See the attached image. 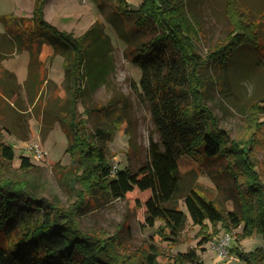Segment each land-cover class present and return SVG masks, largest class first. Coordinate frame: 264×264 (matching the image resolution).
<instances>
[{
    "label": "trees",
    "instance_id": "obj_1",
    "mask_svg": "<svg viewBox=\"0 0 264 264\" xmlns=\"http://www.w3.org/2000/svg\"><path fill=\"white\" fill-rule=\"evenodd\" d=\"M46 1L35 0L30 25L13 17L21 25L11 30V35L0 33V56L4 58L5 51L16 44L30 51L31 60L36 57L39 61L42 47L48 43L54 54L64 57L71 95L64 102L69 105L59 109L65 112L59 119L68 135L67 151L74 172L69 184L74 200L64 206L34 195L25 180L6 175L16 152L0 132V234L6 238V242H0V264H204L201 251L222 230L238 243L254 233L264 238V183L254 144L230 139L205 95V69L226 68L242 45L260 48L258 28L239 0H227L233 29L226 41L211 48L206 57L199 53L201 29L188 0H142L136 9L128 5L123 8L126 15L136 16V30L148 33L139 45L129 44L134 47L128 54L141 69L140 87L161 140L151 142L148 158L138 169L117 167L115 173L107 146L98 140L105 131L95 134L88 128L94 109L85 107L86 117L78 111V103L86 95L85 79L92 89L105 79L112 47L110 37L100 21L80 35L59 29L45 17ZM10 17L4 18L6 25ZM39 63L30 62L28 70L27 91L32 99L42 94L43 78L35 70ZM250 111V124L263 126L264 121L259 122L257 115L264 114V98ZM202 157L226 160L225 168L237 181L238 211H225L218 202L200 193L195 183L186 180L185 175L196 171ZM33 166L30 156H21L20 168ZM136 188L151 191L145 201L146 225L156 227L161 237L178 244L190 217L202 233L198 246L175 254H164L155 244L129 251L116 234L81 227L79 215L90 197L107 194L125 198ZM181 202L186 210L180 207ZM37 210L42 212L37 222L12 220L17 212L33 216ZM239 227L241 231L236 232ZM230 251L246 264H264V245L248 252L233 245Z\"/></svg>",
    "mask_w": 264,
    "mask_h": 264
},
{
    "label": "rangeland",
    "instance_id": "obj_2",
    "mask_svg": "<svg viewBox=\"0 0 264 264\" xmlns=\"http://www.w3.org/2000/svg\"><path fill=\"white\" fill-rule=\"evenodd\" d=\"M141 2L47 0L44 8L46 19L61 30L80 35L100 21L101 28L110 37L112 47L105 79L93 89L89 86V80L85 79L86 95L78 103V111L86 117L88 113L85 107L94 109L88 128L95 134L105 131L98 140L107 146L113 164L120 169L127 166L138 169L148 158L151 142L161 140L150 104L140 87L141 69L128 54L133 45L146 40L148 33L137 31L136 16L126 15L123 8L128 5L136 9ZM239 2L258 28L260 48L242 45L228 61L226 68L212 66L205 69V95L230 139L253 142L255 160L264 183V125L257 128L249 121L252 106L264 98V0ZM34 3L35 0H0V33L11 35L10 31H15L21 25L16 23L14 16L23 19L25 26L30 25ZM188 5L201 29L202 35L197 43L199 53L206 57L211 48L226 41L233 29L227 0H188ZM8 16L11 17L6 25L4 18ZM4 54V58L0 56V132L7 143L14 145L16 152L14 162L7 165L5 174L25 180L29 192L34 195L68 206L74 200L69 184L74 172L71 155L67 151L69 141L66 127L59 119L65 114L59 109L69 105L64 102L71 95L64 57L54 54L51 44L43 45L38 59L41 63L35 67L43 78L40 88L42 94L32 99L27 91L28 70L30 62L39 61L36 57L31 60L30 51L27 48L19 49L16 44ZM112 105L113 110L110 111ZM257 117L259 122L264 121L263 113ZM38 142L46 151L42 160L36 159L33 152L28 150V147ZM23 155L30 156L35 166L20 168ZM225 166L226 160L222 157H202L196 171L186 174L185 178L195 183L200 193L218 202L225 211H238L240 198L237 181ZM150 194V190L136 188L125 198H113L107 194L90 197L79 215L80 225L92 232L116 234L129 251H137L150 244L157 245L164 254L197 247L202 233L200 226L193 224L190 217L178 244L161 237L156 233V227L146 225L145 201ZM180 207L186 210L183 202ZM41 214V210H37L33 216L20 211L12 220L19 222L25 218L37 222ZM241 229L239 227L235 231L240 232ZM225 233L229 232L222 230L218 237ZM3 241L6 242V238L1 233L0 242ZM233 245L248 252L263 246L264 238L254 233L238 243L233 237L229 243V253L223 258L210 248L208 242L206 249L201 251L204 264H246L230 251Z\"/></svg>",
    "mask_w": 264,
    "mask_h": 264
},
{
    "label": "built area",
    "instance_id": "obj_3",
    "mask_svg": "<svg viewBox=\"0 0 264 264\" xmlns=\"http://www.w3.org/2000/svg\"><path fill=\"white\" fill-rule=\"evenodd\" d=\"M28 150L33 152V156L36 159L42 160L46 156V151L44 150L42 145H40V142L33 143L30 147H28ZM116 169H117V165L114 164L113 173L116 172ZM232 240H233V236L230 233H225L223 236H220L218 238L216 237L214 240H211L209 242L210 248L215 250L220 257L222 258L226 257L229 253V243Z\"/></svg>",
    "mask_w": 264,
    "mask_h": 264
},
{
    "label": "crops",
    "instance_id": "obj_4",
    "mask_svg": "<svg viewBox=\"0 0 264 264\" xmlns=\"http://www.w3.org/2000/svg\"><path fill=\"white\" fill-rule=\"evenodd\" d=\"M139 4V3H138Z\"/></svg>",
    "mask_w": 264,
    "mask_h": 264
}]
</instances>
